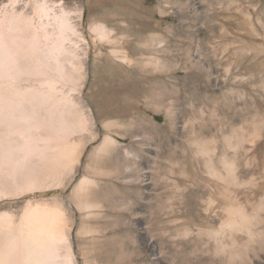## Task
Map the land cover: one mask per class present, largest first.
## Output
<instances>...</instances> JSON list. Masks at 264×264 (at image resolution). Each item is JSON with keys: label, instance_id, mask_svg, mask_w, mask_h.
I'll use <instances>...</instances> for the list:
<instances>
[{"label": "rangeland", "instance_id": "rangeland-1", "mask_svg": "<svg viewBox=\"0 0 264 264\" xmlns=\"http://www.w3.org/2000/svg\"><path fill=\"white\" fill-rule=\"evenodd\" d=\"M61 1L72 8L83 5L86 22L101 21L113 28L111 36L117 37L112 43L92 35L95 44L85 63L81 98L95 112L98 134L86 142L74 180L94 174V169L86 166L92 163L93 150L106 134L117 137L122 147L137 151L143 172L154 170L155 176L154 182L143 179L137 185L129 183L128 173L120 178L93 175L102 184L121 190L106 197L102 214L107 217L89 221L102 224L98 239L130 233L131 219L132 231L141 243L134 246L129 238L123 243H103L110 254L99 258L92 253L96 239L73 234L78 263L148 264L155 255V264H264V0ZM89 33L85 28V34ZM152 33L155 51L143 46ZM113 48L127 49L136 60L155 56L163 63L155 69L142 62L144 69L129 67L111 55ZM187 54L195 63L190 73L185 71L190 64ZM147 97H154L153 106H147ZM168 103L175 112L173 126L167 123ZM138 114L154 118L155 133L137 130L134 118ZM111 119L120 123L104 127ZM202 124L212 128L207 136L216 143L215 164L224 175L227 168L218 161L221 153L226 150L235 155L239 201L247 204L249 211L258 208L260 215L249 226L232 232L220 227L228 201L209 176L206 157L195 153L197 146L192 141L193 129ZM233 132L240 139L236 149L225 142V135ZM109 161L105 164L111 167ZM218 184L226 181L218 180ZM123 190L139 193L135 218L129 210L121 209V203L128 200ZM68 193L57 188L29 196L56 198ZM25 198L13 200L14 206ZM72 212L78 227L88 223L82 213ZM219 240L242 244L243 255L230 257L218 251Z\"/></svg>", "mask_w": 264, "mask_h": 264}, {"label": "bare ground", "instance_id": "bare-ground-1", "mask_svg": "<svg viewBox=\"0 0 264 264\" xmlns=\"http://www.w3.org/2000/svg\"><path fill=\"white\" fill-rule=\"evenodd\" d=\"M73 10H76L74 14ZM83 10L81 4L72 8L61 0L0 2V264H79L73 234L91 235L96 239L92 244L99 245L93 246L92 253L99 258L108 257L110 252L106 245L117 244V241L123 243L129 238L134 246L141 243L132 231L134 222L131 219L130 233L125 236L116 233L105 239H98L103 233L100 231L102 224L89 222L92 218L107 217L102 214L106 197L113 192L121 193L117 185L102 184L93 177L95 173L115 178L128 173L129 183L137 185L143 179L154 182V170L149 174L143 172L137 151L122 147L117 137L106 134L93 150L92 163L86 166L93 168L94 174H83L74 180L86 142L98 134L95 112L81 98L87 73L85 63L90 47L95 44L92 35L99 41H117V37L111 36L113 28L98 20L86 22ZM85 28L89 35L85 34ZM143 46L155 51V33L144 40ZM189 54L187 73L195 65ZM111 55L129 67L155 69L157 64L163 63L160 58L155 60V56L136 60L124 48L111 49ZM145 103L153 106L154 97H147ZM170 105L168 103L166 115L167 123L172 125L175 112ZM153 120L143 114L134 118L137 130L150 134L155 133L157 127ZM119 123L111 119L103 126L110 129ZM237 130L234 126L233 131ZM211 131L207 124L193 129L192 141L197 146L194 151L206 157V170L228 201L224 207L227 215L220 227L232 232L259 220L260 215L258 208L249 211L248 205L239 201L235 186L239 185L240 176L235 155L225 150L218 159L227 168L226 175L215 164L216 143L207 136ZM225 142L230 148L240 145L239 136L234 132L225 135ZM108 161L111 167L105 164ZM221 179L226 181L225 185L218 184ZM57 188L67 190L68 195L29 196ZM125 191L128 200L119 205L135 218L139 214V193L127 190L122 193ZM23 197H27L24 202L14 206L13 200ZM153 202L150 206L155 210ZM73 210L82 213V219L88 223L78 227ZM120 222L126 223V220ZM101 244L103 248H99ZM241 247L237 241L224 243L219 240L217 250L233 257L243 255ZM148 264H155V255Z\"/></svg>", "mask_w": 264, "mask_h": 264}]
</instances>
